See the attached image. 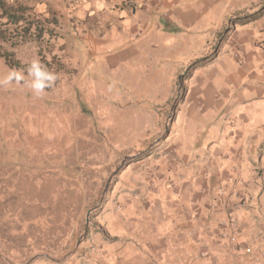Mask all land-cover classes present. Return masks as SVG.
I'll return each instance as SVG.
<instances>
[{
    "label": "rangeland",
    "instance_id": "obj_1",
    "mask_svg": "<svg viewBox=\"0 0 264 264\" xmlns=\"http://www.w3.org/2000/svg\"><path fill=\"white\" fill-rule=\"evenodd\" d=\"M21 1L33 7L31 16L43 13L55 25L41 38L26 32L12 55L21 67L0 58V80L17 70L30 81L33 60L58 78L39 97L25 81L0 84V264L264 262L258 227L236 233L242 230L232 209L227 240L218 236L219 247L199 250L198 223L191 222L198 213L179 200L175 172L164 171L167 151L184 148L202 131L186 114L172 124L187 93L183 72L181 85L164 81L161 67L163 81L149 83V76L133 72L134 82L125 83L98 65L91 47L70 40L68 14L53 8L63 0ZM235 185L232 192L219 189V198H232L226 206L234 208L245 200L238 196L242 185ZM263 189H254L246 207L260 222ZM204 206L203 219L212 213L208 202Z\"/></svg>",
    "mask_w": 264,
    "mask_h": 264
},
{
    "label": "crops",
    "instance_id": "obj_2",
    "mask_svg": "<svg viewBox=\"0 0 264 264\" xmlns=\"http://www.w3.org/2000/svg\"><path fill=\"white\" fill-rule=\"evenodd\" d=\"M59 3L53 8H63L68 14L70 40L91 47L87 51L98 59V65L112 75L119 74L125 83L134 82L133 72L149 76V83L163 81L158 77L161 67L168 76L164 81L181 85L177 77L188 63L207 58L186 77L187 93L190 91L184 94L172 120L175 124L186 114V121L202 131L184 148L172 146L167 151L164 171L175 172L179 200L184 207L190 205L185 207L188 211L198 213L193 216L196 222H191L198 223L195 234L203 246L199 250L219 247L218 236L227 240L233 228L227 219L233 214L230 209L240 221L242 231L236 233L244 234L256 225L259 234L264 220L253 217L247 201L254 189L264 188V10L249 21L234 20L257 12L264 0ZM152 68L154 72L149 71ZM201 71L209 77L200 75ZM203 128L209 133H203ZM237 183L242 185L238 196L245 200L235 203V208L226 206L232 198L220 199L219 189L231 188L232 192ZM207 202L212 213L203 219Z\"/></svg>",
    "mask_w": 264,
    "mask_h": 264
},
{
    "label": "trees",
    "instance_id": "obj_3",
    "mask_svg": "<svg viewBox=\"0 0 264 264\" xmlns=\"http://www.w3.org/2000/svg\"><path fill=\"white\" fill-rule=\"evenodd\" d=\"M25 1L29 2L31 0ZM35 1L38 2V0ZM13 3H16V5ZM263 10L264 6L257 12L237 17L234 21L236 23L249 21ZM31 13H33V7L21 0H0V58H3L10 68L21 67L20 62L15 60L12 55L14 49L27 40L26 32L31 36L38 35L41 38L45 34L50 35L51 28L49 25H55V20L48 18L43 13H37L38 16L35 18L33 15L31 16ZM31 29H34V32ZM206 59L197 60L190 64L186 71L182 73V77H190L191 73L188 70L196 67L199 63L205 62ZM42 62L48 66L51 64V62L47 61Z\"/></svg>",
    "mask_w": 264,
    "mask_h": 264
},
{
    "label": "clouds",
    "instance_id": "obj_4",
    "mask_svg": "<svg viewBox=\"0 0 264 264\" xmlns=\"http://www.w3.org/2000/svg\"><path fill=\"white\" fill-rule=\"evenodd\" d=\"M27 73L31 77L30 81L25 80L22 71L11 70L0 80V84L11 85L13 82L19 84L21 81H25L26 86L39 97L44 94L45 89L52 88L58 78L55 73L49 71L39 60L31 61L27 68Z\"/></svg>",
    "mask_w": 264,
    "mask_h": 264
},
{
    "label": "built area",
    "instance_id": "obj_5",
    "mask_svg": "<svg viewBox=\"0 0 264 264\" xmlns=\"http://www.w3.org/2000/svg\"><path fill=\"white\" fill-rule=\"evenodd\" d=\"M230 222L232 223V220L231 219H230ZM258 235H259V239H260L261 243L264 246V229L261 230ZM222 236H224V235H222ZM245 251L246 252H250V248L249 247H246L245 248ZM244 264H264V262L257 261V260H248Z\"/></svg>",
    "mask_w": 264,
    "mask_h": 264
}]
</instances>
